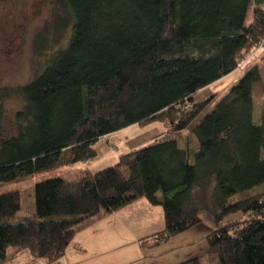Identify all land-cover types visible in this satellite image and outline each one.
<instances>
[{
    "label": "trees",
    "instance_id": "obj_1",
    "mask_svg": "<svg viewBox=\"0 0 264 264\" xmlns=\"http://www.w3.org/2000/svg\"><path fill=\"white\" fill-rule=\"evenodd\" d=\"M61 2L74 16L71 39L16 89L24 107L14 133L0 131V183L92 161L102 137L130 125L160 122L165 129L154 144L99 171L36 183L34 214L19 215V190L0 194V264L20 252L53 263L79 230L139 198L161 205L166 223L140 239L142 248L201 224L205 210L213 222L208 264H264V192L229 201L264 183V108L261 122L253 119L263 69L251 67L223 96L195 99L264 46V0ZM212 103L194 127L199 144L191 162L166 136ZM180 264H202V257Z\"/></svg>",
    "mask_w": 264,
    "mask_h": 264
},
{
    "label": "rangeland",
    "instance_id": "obj_2",
    "mask_svg": "<svg viewBox=\"0 0 264 264\" xmlns=\"http://www.w3.org/2000/svg\"><path fill=\"white\" fill-rule=\"evenodd\" d=\"M254 6L255 4H252L249 9L247 23L252 19ZM73 24V13L61 0H0V131L4 137H9L14 133L15 114L24 107L23 95L17 92L16 89L33 81L52 61L54 55L68 45L72 35ZM263 55L264 46L244 66L200 90L196 94L195 99L200 101L216 92H219L220 96H223L233 85L238 83L251 67L260 65L263 69V82L261 85H256L254 89L253 113L254 121L260 123L261 112L264 108ZM213 105L214 103L209 105L189 127L174 135L166 136V138L175 137L177 140H180L181 146L188 147L191 162L194 161L193 151L198 149L199 144L194 127L212 110ZM156 126L158 128L157 135H159L165 129V125L160 122H152L143 126L134 124L128 126L132 128L125 127L113 132L118 133L123 142L117 144V147L113 148L111 153L107 151L101 153L99 158L97 157L93 160L88 169L91 172H96L116 163L121 155L126 153L131 147L132 141L138 138H146V130L153 129ZM155 142V139H153L147 145H152ZM262 154L264 156V150ZM105 157L109 159H102ZM79 166L85 167L83 163H79ZM77 175H80L79 170L73 169L70 166L60 167L36 173L23 180L0 183V194L19 190L22 194V210L19 215H31L34 214L33 194L36 183L54 177L74 179ZM263 192L264 183L232 195L229 201L232 202ZM207 194H209V191H207ZM200 215L203 218L204 225H201L199 228L204 229L207 226L213 225L207 211H201ZM238 216L239 214H236L228 218ZM199 225L183 232L197 228ZM205 241H207L206 237ZM201 257L202 264H208L206 256L202 255Z\"/></svg>",
    "mask_w": 264,
    "mask_h": 264
},
{
    "label": "crops",
    "instance_id": "obj_3",
    "mask_svg": "<svg viewBox=\"0 0 264 264\" xmlns=\"http://www.w3.org/2000/svg\"><path fill=\"white\" fill-rule=\"evenodd\" d=\"M157 130V126L146 130V138L132 141L126 153L137 150L139 146H147L157 136ZM177 141L181 148L189 151L187 146H181L180 140ZM122 142L123 139L118 133L105 135L95 144L97 157L106 151L111 153ZM92 163L93 160L83 163L84 168L79 163L70 167L79 170L81 174L90 171L88 167ZM201 225L204 223L172 237L167 242L142 248L141 238L164 229L165 215L161 205H153L146 198H139L113 213L99 216L79 230L65 255L50 264H180L189 258L205 255L208 251L209 245L205 237L212 225L204 229L199 228ZM1 264L48 263L28 252H20Z\"/></svg>",
    "mask_w": 264,
    "mask_h": 264
}]
</instances>
